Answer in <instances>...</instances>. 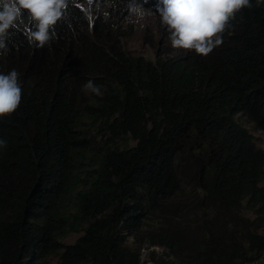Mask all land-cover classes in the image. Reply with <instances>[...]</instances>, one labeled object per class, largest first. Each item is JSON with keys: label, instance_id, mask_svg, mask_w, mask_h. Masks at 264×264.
I'll list each match as a JSON object with an SVG mask.
<instances>
[{"label": "trees", "instance_id": "trees-1", "mask_svg": "<svg viewBox=\"0 0 264 264\" xmlns=\"http://www.w3.org/2000/svg\"><path fill=\"white\" fill-rule=\"evenodd\" d=\"M250 4L206 55L149 58L126 50L112 9L64 0L41 46L29 9L0 0L14 16L0 73L21 89L0 116V264H143L156 244L178 264H264V149L240 119L264 130V0ZM96 121L111 133L99 158Z\"/></svg>", "mask_w": 264, "mask_h": 264}, {"label": "clouds", "instance_id": "clouds-1", "mask_svg": "<svg viewBox=\"0 0 264 264\" xmlns=\"http://www.w3.org/2000/svg\"><path fill=\"white\" fill-rule=\"evenodd\" d=\"M19 2L38 21L37 31L31 35L42 46L49 38L48 27L58 19L64 0H36L31 4L27 0ZM161 4L162 7H157L156 12L167 26L172 47L191 49L205 55L214 46L210 37L224 31L229 17L244 7H251L250 0H161ZM128 9L130 15L138 19L150 11L136 0H130ZM13 19L10 11L0 13V33L9 27ZM3 47V41H0V48ZM17 77L18 73L14 69L7 75L0 73V116L11 113L19 105L21 89ZM84 87L100 94L99 87L91 81ZM3 145H6V141L0 140V146Z\"/></svg>", "mask_w": 264, "mask_h": 264}, {"label": "rangeland", "instance_id": "rangeland-1", "mask_svg": "<svg viewBox=\"0 0 264 264\" xmlns=\"http://www.w3.org/2000/svg\"><path fill=\"white\" fill-rule=\"evenodd\" d=\"M86 9H94L95 11H104V15H108L109 11L113 12L114 20L117 22V27L123 32L121 40L123 46L128 52L134 55H144L149 58H155L157 53L162 55H169L177 52L179 48H173L169 40V32L167 26L162 23L161 17L156 12L157 7H162L161 0H136L137 3L143 5L146 11L142 19H138L134 15H130L128 5L130 0H76ZM242 122L253 132L256 143L258 146L264 149V130L257 129L254 124L248 120L246 116H241ZM100 121L94 123V127H88V134L94 137V154L96 158L100 156V147L109 139L111 133L99 127ZM117 142L123 146H130L136 143V140L129 136L117 138ZM98 154V156H97ZM96 161H94L95 163ZM264 185V178L261 182ZM194 195L185 197L192 202L195 200ZM75 206L71 207L72 211H75ZM242 214L255 217L256 214L249 210L247 207L242 209ZM154 221V220H153ZM155 222V221H154ZM264 231V227L260 229ZM81 231H72L61 240L65 243L74 242L81 234ZM134 237L129 236V241L133 242ZM152 251H155L157 255H164L169 259L174 260L175 264H178V260L173 255H167L165 246L162 245H144L141 247V258L143 264H155L152 261ZM41 264H61L60 257L57 254H50Z\"/></svg>", "mask_w": 264, "mask_h": 264}, {"label": "snow or ice", "instance_id": "snow-or-ice-1", "mask_svg": "<svg viewBox=\"0 0 264 264\" xmlns=\"http://www.w3.org/2000/svg\"><path fill=\"white\" fill-rule=\"evenodd\" d=\"M27 2L31 4V3H35L36 0H27Z\"/></svg>", "mask_w": 264, "mask_h": 264}]
</instances>
